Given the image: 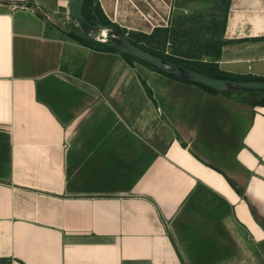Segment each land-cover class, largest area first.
<instances>
[{"label": "crops", "instance_id": "crops-1", "mask_svg": "<svg viewBox=\"0 0 264 264\" xmlns=\"http://www.w3.org/2000/svg\"><path fill=\"white\" fill-rule=\"evenodd\" d=\"M96 2L151 34L176 0ZM71 3L0 0V264H264V106L72 39Z\"/></svg>", "mask_w": 264, "mask_h": 264}, {"label": "rangeland", "instance_id": "rangeland-1", "mask_svg": "<svg viewBox=\"0 0 264 264\" xmlns=\"http://www.w3.org/2000/svg\"><path fill=\"white\" fill-rule=\"evenodd\" d=\"M230 14L231 0H176L174 16L170 26L172 25L173 28L177 29V39L182 34L185 35L184 39L188 42L182 50L190 56L196 57L198 53H202L201 56L199 55V60L204 62L218 59L217 66L219 70L226 73L238 72L240 74L248 72V74L241 75H264V36L243 40L245 43L255 42L253 44L255 46L251 47L249 43L242 44L244 47L238 45V47H242L240 50H236L234 54L228 53L226 57H223L225 46L234 42L230 39L232 36L227 31ZM69 23L71 25V22ZM259 42H262L263 46H259ZM173 44V41H171L164 47H160L166 53H174L178 49ZM218 46L221 48L219 55L215 52ZM207 51L213 53V55H204ZM219 62H222V64ZM229 65L234 68L228 69Z\"/></svg>", "mask_w": 264, "mask_h": 264}, {"label": "trees", "instance_id": "trees-1", "mask_svg": "<svg viewBox=\"0 0 264 264\" xmlns=\"http://www.w3.org/2000/svg\"><path fill=\"white\" fill-rule=\"evenodd\" d=\"M84 16L90 21L93 25L104 24V25H113L115 26L132 44L135 46L157 56L164 58L166 60L172 61L178 65H182L186 68H189L193 71H196L200 74H204L210 76L212 78L217 79H227L233 81H264V77L260 76H250V75H240L234 73H226L219 70L217 66V60L211 62H204L199 60L202 53H198V56L192 57L189 54L185 53L182 49L185 48L186 41L184 39L185 35H181L179 39L176 38L177 36V29L173 28V26L165 27V28H156L151 34L139 33V32H127L126 30L121 29L118 25L112 23L104 14L101 6L96 0H87L83 10ZM72 31L69 33V36L91 48H95L97 50H104V51H120L122 52L117 46L112 44L111 42H95L90 38L83 35L80 31H78L73 25ZM182 38V40H181ZM180 40V43H179ZM173 41V45L177 46V49L174 53H166L165 50L160 46H165L168 42ZM178 43V44H177ZM221 48L218 46L215 50L216 54L219 55ZM123 53V52H122ZM127 61L133 65L134 62H141L132 56L123 53ZM200 55V56H199ZM204 55L212 56L213 53H209L207 51ZM145 65L159 71L158 69L152 67L144 63ZM165 75H168L164 72L159 71ZM172 78L184 81L179 79L173 75H168ZM187 82V81H184ZM191 83V82H189ZM193 84V83H192ZM200 86L201 88L213 92L218 93L217 91L207 88L203 85L195 84ZM240 94H245L248 98V102L254 106H264V91H241L238 92Z\"/></svg>", "mask_w": 264, "mask_h": 264}, {"label": "water", "instance_id": "water-1", "mask_svg": "<svg viewBox=\"0 0 264 264\" xmlns=\"http://www.w3.org/2000/svg\"><path fill=\"white\" fill-rule=\"evenodd\" d=\"M87 0H72L69 9L71 24L83 35L95 42H111L123 53L144 62L152 67L194 84L203 85L220 93H236L241 91H264V81H233L217 79L200 74L172 61L157 57L132 44L115 26L93 25L84 16L83 10Z\"/></svg>", "mask_w": 264, "mask_h": 264}, {"label": "built area", "instance_id": "built-area-1", "mask_svg": "<svg viewBox=\"0 0 264 264\" xmlns=\"http://www.w3.org/2000/svg\"><path fill=\"white\" fill-rule=\"evenodd\" d=\"M67 19H68V21L70 22V19H69V13L67 14Z\"/></svg>", "mask_w": 264, "mask_h": 264}]
</instances>
